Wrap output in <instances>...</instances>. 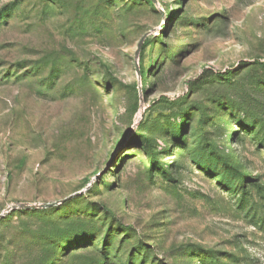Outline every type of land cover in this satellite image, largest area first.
Masks as SVG:
<instances>
[{
  "label": "rangeland",
  "instance_id": "374dc122",
  "mask_svg": "<svg viewBox=\"0 0 264 264\" xmlns=\"http://www.w3.org/2000/svg\"><path fill=\"white\" fill-rule=\"evenodd\" d=\"M22 204L48 264H264V0H0V264Z\"/></svg>",
  "mask_w": 264,
  "mask_h": 264
},
{
  "label": "trees",
  "instance_id": "16d2710c",
  "mask_svg": "<svg viewBox=\"0 0 264 264\" xmlns=\"http://www.w3.org/2000/svg\"><path fill=\"white\" fill-rule=\"evenodd\" d=\"M147 5L152 6V2L150 0H143ZM145 45H143L144 47ZM141 76H144V72L142 69L140 70ZM224 77V76H221ZM39 210H17L14 212H10L8 216L1 219V222L4 226L7 225L9 221L13 217H25L28 220L35 219L36 221H41V225L43 226L44 222H42ZM46 225V224H44ZM3 235L10 233L9 240L7 242L6 251L7 257H11L16 254L21 249L30 250V261L28 264H48L52 258L54 257V238L60 235L61 232H56L54 236H51L50 233L44 232L42 229H36L35 231L26 230L25 232H16L14 231L11 235V226L7 225L4 231L1 230ZM35 254V256H34ZM9 263V261H7Z\"/></svg>",
  "mask_w": 264,
  "mask_h": 264
},
{
  "label": "water",
  "instance_id": "95a60500",
  "mask_svg": "<svg viewBox=\"0 0 264 264\" xmlns=\"http://www.w3.org/2000/svg\"><path fill=\"white\" fill-rule=\"evenodd\" d=\"M152 3H154V0H150ZM50 206L49 204H37V205H31V204H22L19 206L18 209L20 210H29V209H32V210H35V209H41V208H46ZM3 217V215L0 214V218Z\"/></svg>",
  "mask_w": 264,
  "mask_h": 264
}]
</instances>
